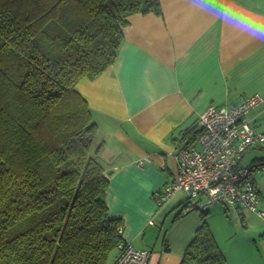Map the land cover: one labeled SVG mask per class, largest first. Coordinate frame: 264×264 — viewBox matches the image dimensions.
Returning <instances> with one entry per match:
<instances>
[{
	"label": "trees",
	"instance_id": "obj_1",
	"mask_svg": "<svg viewBox=\"0 0 264 264\" xmlns=\"http://www.w3.org/2000/svg\"><path fill=\"white\" fill-rule=\"evenodd\" d=\"M151 13L160 0H0V264H111L125 243L77 85L117 61L130 17ZM202 133L185 130L179 149ZM209 210L182 264H228Z\"/></svg>",
	"mask_w": 264,
	"mask_h": 264
},
{
	"label": "crops",
	"instance_id": "obj_2",
	"mask_svg": "<svg viewBox=\"0 0 264 264\" xmlns=\"http://www.w3.org/2000/svg\"><path fill=\"white\" fill-rule=\"evenodd\" d=\"M219 3L264 21V0H211L205 10L190 0H160L161 15L129 18L117 61L77 85L97 127L93 156L109 178V215L122 221L125 242L151 252L149 264H182L202 226L201 211L179 215L181 192L163 209L153 199L177 177L183 132L200 128L211 105L230 108L254 96L261 100L246 118L264 132V43L211 15ZM263 151L250 149L246 158ZM255 176L258 212L221 204L207 212L228 264H264V166Z\"/></svg>",
	"mask_w": 264,
	"mask_h": 264
},
{
	"label": "built area",
	"instance_id": "obj_3",
	"mask_svg": "<svg viewBox=\"0 0 264 264\" xmlns=\"http://www.w3.org/2000/svg\"><path fill=\"white\" fill-rule=\"evenodd\" d=\"M260 100L259 96L250 97L230 108L211 105L201 113L203 133L195 144L178 150L176 179L153 195L159 209L184 192L187 203L183 214L207 211L216 204L259 211L260 185L255 176L259 168L245 163V158L251 148L264 144V132L257 131L246 118ZM261 215L264 217V212ZM117 251L111 264L150 263L151 252L131 243L119 244Z\"/></svg>",
	"mask_w": 264,
	"mask_h": 264
},
{
	"label": "clouds",
	"instance_id": "obj_4",
	"mask_svg": "<svg viewBox=\"0 0 264 264\" xmlns=\"http://www.w3.org/2000/svg\"><path fill=\"white\" fill-rule=\"evenodd\" d=\"M190 2L193 6L205 10L206 6L211 3V0H190ZM209 13L248 37L264 43V21L245 18L234 9H231L227 3L213 5L212 11Z\"/></svg>",
	"mask_w": 264,
	"mask_h": 264
},
{
	"label": "rangeland",
	"instance_id": "obj_5",
	"mask_svg": "<svg viewBox=\"0 0 264 264\" xmlns=\"http://www.w3.org/2000/svg\"><path fill=\"white\" fill-rule=\"evenodd\" d=\"M253 156H256V157H262V156H264V151L261 153V152H256V153H254V154H252V155H248V157L245 159V162H250V161H252V158H253ZM251 163V162H250ZM180 195V197H183V198H186L187 199V195L184 193V192H181V194H179ZM174 212V211H173ZM198 212V211H197ZM158 228L160 229V227H159V225H158ZM115 254H113V256H114Z\"/></svg>",
	"mask_w": 264,
	"mask_h": 264
}]
</instances>
